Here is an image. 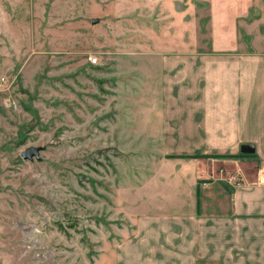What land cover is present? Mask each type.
I'll use <instances>...</instances> for the list:
<instances>
[{"label":"rangeland","instance_id":"rangeland-1","mask_svg":"<svg viewBox=\"0 0 264 264\" xmlns=\"http://www.w3.org/2000/svg\"><path fill=\"white\" fill-rule=\"evenodd\" d=\"M171 1L0 0V264H113L140 214L195 192L162 135Z\"/></svg>","mask_w":264,"mask_h":264},{"label":"crops","instance_id":"crops-1","mask_svg":"<svg viewBox=\"0 0 264 264\" xmlns=\"http://www.w3.org/2000/svg\"><path fill=\"white\" fill-rule=\"evenodd\" d=\"M170 7L185 39L173 36L175 49L162 55V135L182 142L165 153L184 156L180 168L196 189L178 198L180 208L140 214L113 264H264V0ZM243 145L253 152L225 157Z\"/></svg>","mask_w":264,"mask_h":264},{"label":"water","instance_id":"water-1","mask_svg":"<svg viewBox=\"0 0 264 264\" xmlns=\"http://www.w3.org/2000/svg\"><path fill=\"white\" fill-rule=\"evenodd\" d=\"M99 22V19H94L93 23ZM46 146H35L31 145L26 147L21 151V156L23 159H28V160H40L41 159V151L45 150ZM253 152L252 146L249 145H243L240 148V153L242 154H249Z\"/></svg>","mask_w":264,"mask_h":264},{"label":"built area","instance_id":"built-area-1","mask_svg":"<svg viewBox=\"0 0 264 264\" xmlns=\"http://www.w3.org/2000/svg\"><path fill=\"white\" fill-rule=\"evenodd\" d=\"M89 59L91 61H93L94 63H96L97 60H98L97 57H95V56H90ZM8 86H9L8 79L6 77H4V76H1L0 77V92L5 91L6 89H8ZM259 178H260V180H259L260 183H264V172H261ZM225 179H226V181L229 184H232L233 186H236V185H238L240 183L238 181V179H237L236 174H234V173H228V175L225 177Z\"/></svg>","mask_w":264,"mask_h":264},{"label":"trees","instance_id":"trees-1","mask_svg":"<svg viewBox=\"0 0 264 264\" xmlns=\"http://www.w3.org/2000/svg\"><path fill=\"white\" fill-rule=\"evenodd\" d=\"M169 156V155H168ZM242 157V156H244L243 154H241V153H239V154H234V155H226L225 157H232V158H236V157Z\"/></svg>","mask_w":264,"mask_h":264}]
</instances>
